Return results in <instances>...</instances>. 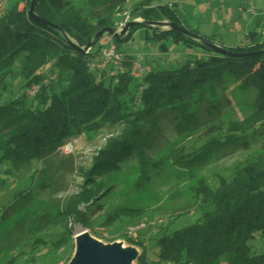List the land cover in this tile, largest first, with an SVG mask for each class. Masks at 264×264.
I'll use <instances>...</instances> for the list:
<instances>
[{
    "label": "trees",
    "instance_id": "obj_1",
    "mask_svg": "<svg viewBox=\"0 0 264 264\" xmlns=\"http://www.w3.org/2000/svg\"><path fill=\"white\" fill-rule=\"evenodd\" d=\"M126 1L89 3L82 16L69 9L71 0H36L35 14L47 25L29 14L31 0H0V264H57L67 245L58 247L45 236L62 228L70 236L73 226L85 227L93 213L111 209L116 179L132 166L140 168L143 185L155 186L169 171L156 156L185 135L208 140L199 152L178 156L174 166L194 172L199 164L219 165L229 175L201 179L189 207L199 219L172 230L190 209L174 212L166 224L153 227L154 246L141 238L135 263L264 264L262 35L251 32L249 44L224 46L184 26L174 4L142 0L132 7L133 20L176 23L189 35L132 26L122 39L113 38L120 61L92 68L108 45L94 51L99 41L85 48L102 29H115ZM140 28L152 31L159 50L168 39L183 44L189 55L166 60L162 68L121 51ZM205 41L233 55L214 52ZM137 60L144 68L141 77L134 76ZM16 79L21 85L11 92ZM232 113L252 120L232 123L224 132V119ZM103 131L109 132L103 147L90 168L81 169L80 192L64 207L36 210L37 200L58 196L61 177L73 174V156L60 149ZM233 155L244 159L225 163Z\"/></svg>",
    "mask_w": 264,
    "mask_h": 264
},
{
    "label": "rangeland",
    "instance_id": "obj_2",
    "mask_svg": "<svg viewBox=\"0 0 264 264\" xmlns=\"http://www.w3.org/2000/svg\"><path fill=\"white\" fill-rule=\"evenodd\" d=\"M102 1L104 0H71L69 9L85 16L88 8L86 5L92 3L94 6H97ZM141 1L127 0L124 6L125 10L116 14L115 29L123 25L122 30L117 35L122 33L129 22L143 21L140 18L133 20L134 17L131 14L132 7L141 3ZM167 3L174 4L175 10L179 13L184 26L196 30L199 33L201 30L200 34L206 33L208 34L206 36L215 37V40L223 44H227L228 40L230 41L232 39L236 44L244 43L246 45L249 42L246 34L256 28L255 20L253 23H250V20L254 18L251 15L254 14L248 13V11L245 15L243 14V0L158 1V4ZM197 28H199V31ZM160 29L167 30L162 27ZM151 34V30L146 31L144 28L134 31L129 40L121 45L120 50L134 58H143V63H146V65L150 64L152 66L154 63L157 64L159 62L162 68L165 67L166 60L168 62H174L181 58L184 61L186 56L189 55L183 44L168 39L164 42L166 48L159 50L161 43L151 38ZM110 38L111 35H104L99 44L94 48V51L97 50L99 45H108ZM99 55L102 56L101 51ZM14 82L16 86L11 88V92H14L21 85L19 79L12 81L13 84ZM250 119L252 120L249 114L239 115L232 113L225 117L222 126L223 131L227 132L232 123L244 120L249 121ZM107 133L109 134V132L103 131L98 135H85L73 141L76 142V145L72 152L66 153L71 154L75 160L73 174L71 173L61 177L60 184L63 189L58 196H45L43 199L37 200L36 210L41 211L45 209L47 211H53L57 207H64L73 195L80 192V187L85 183L84 178L81 177V169L90 168L98 149L100 147L102 148L105 143L104 139L108 135ZM207 140L203 136L193 137L185 135L178 140L170 142L156 156L157 160H161L160 162L168 163L164 164L168 165L169 171L163 176H160V179H157L156 184H154L155 186L143 185L140 168L138 165L132 166L128 171L124 172L121 178L116 179L118 186L115 188L117 190L112 192L114 195L111 202V209L100 213H93L85 227L79 225L71 226L72 233L70 236L65 233L63 228L54 230L52 233L46 235V240L58 247L62 244L67 245L62 250L60 260L57 264H67L66 260L68 261L73 258L76 250L75 238L83 231L88 232L94 239L105 245L120 243L124 249L134 248L138 252L140 251V244L138 242L141 238L148 240V245L154 246L153 237L155 235L153 234V227L166 224L171 218V215H174V212L182 209H190L188 214L184 213L177 217L172 224V230H178L194 224L199 219L200 213L194 212V208L191 209L189 207L195 201L199 181L205 179L214 182L213 179L217 173L225 176L229 175V173L221 171V169L217 170L216 168L219 165L215 167H204L201 164L192 168L194 172H186V170H181L174 166L172 161H177L178 156H186L199 152ZM166 158L170 159V162ZM237 159H244V157L241 155H233L224 160L226 161L225 163L230 164ZM168 175L174 178L170 181H164L163 179ZM57 200L60 202H56ZM104 203L106 204V201ZM119 216L122 217V220H119L109 228L108 225ZM142 225H145V227H142Z\"/></svg>",
    "mask_w": 264,
    "mask_h": 264
},
{
    "label": "water",
    "instance_id": "obj_3",
    "mask_svg": "<svg viewBox=\"0 0 264 264\" xmlns=\"http://www.w3.org/2000/svg\"><path fill=\"white\" fill-rule=\"evenodd\" d=\"M37 7L36 0H31L29 14L38 21H42L44 24L49 25L50 23L41 20L35 14ZM143 25L147 27H162L164 29L176 30L182 34L189 35V32L179 24L171 22H144V21H132L129 22L125 29L120 35H117L118 39L123 37L128 33L130 27L135 25ZM114 30L110 28L102 29L98 34H96L93 42L89 43L85 48V51L90 50L98 43L104 35H113ZM206 45L214 52L220 53L222 55H233L232 52L220 47L216 44H212L209 41H205ZM81 233V234H80ZM76 238V250L75 254L70 260L69 264H136L138 258V252L133 249H124L120 243H115L112 245H105L98 240L94 239L88 232H80Z\"/></svg>",
    "mask_w": 264,
    "mask_h": 264
},
{
    "label": "built area",
    "instance_id": "obj_4",
    "mask_svg": "<svg viewBox=\"0 0 264 264\" xmlns=\"http://www.w3.org/2000/svg\"><path fill=\"white\" fill-rule=\"evenodd\" d=\"M247 11L248 13H251V14H255L256 12L254 7H251ZM261 13L264 15V12H261ZM122 27L123 25H121L120 27L114 30V34L110 38V43L108 44L106 48L101 50L102 51L101 60L99 62L95 61L94 64L92 65V68L104 69L110 64L116 65L120 61L121 56L117 52L116 46L113 43V38L116 37L117 34H119V32L122 30ZM260 34L264 36V29L260 31ZM143 71H144V68L142 66V63H140V60H137V65L135 66L134 76L141 77ZM36 91L37 89H33L32 93L34 94ZM75 145H76V142L67 143L60 150L61 151L64 150L65 153H71ZM142 227H145V225H142Z\"/></svg>",
    "mask_w": 264,
    "mask_h": 264
},
{
    "label": "crops",
    "instance_id": "obj_5",
    "mask_svg": "<svg viewBox=\"0 0 264 264\" xmlns=\"http://www.w3.org/2000/svg\"><path fill=\"white\" fill-rule=\"evenodd\" d=\"M243 2H244V7H243V14L244 15L246 14L248 9H250L251 7H254L256 12H255L254 15H251L254 18L252 20H250V23H253L254 20H255L256 28H255V30H252V31L260 33V31L262 29H264V15L261 14V12H264V0H243ZM197 30L199 31V28H197ZM251 32H248L246 34V36L248 37V34L251 33ZM200 33H201V30H200ZM202 34H204V36L208 35L206 33H202ZM263 37L264 36L262 35V39L264 40ZM248 39H249V42H247V44H249L250 41H251L250 38H248ZM237 45L238 46H243L244 43L236 44V42H233L232 39H230V41L228 40L227 44L226 43L224 44V46H237Z\"/></svg>",
    "mask_w": 264,
    "mask_h": 264
}]
</instances>
